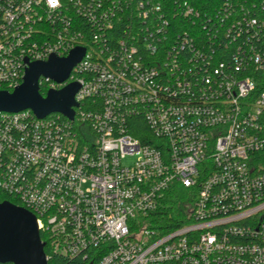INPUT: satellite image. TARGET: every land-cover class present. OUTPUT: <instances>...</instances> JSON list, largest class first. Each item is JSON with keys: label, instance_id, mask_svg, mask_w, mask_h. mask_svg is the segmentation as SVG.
<instances>
[{"label": "built area", "instance_id": "1", "mask_svg": "<svg viewBox=\"0 0 264 264\" xmlns=\"http://www.w3.org/2000/svg\"><path fill=\"white\" fill-rule=\"evenodd\" d=\"M214 12L187 0H0V91L29 63L86 50L68 81H40L44 97L79 85L74 120L0 111V192L34 213L52 252L264 264V19L228 0ZM177 185L185 202L165 220Z\"/></svg>", "mask_w": 264, "mask_h": 264}, {"label": "water", "instance_id": "2", "mask_svg": "<svg viewBox=\"0 0 264 264\" xmlns=\"http://www.w3.org/2000/svg\"><path fill=\"white\" fill-rule=\"evenodd\" d=\"M85 53L84 48H78L67 58L54 55L48 61L29 63L20 86L12 93L0 91V111L14 114L31 110L38 119L59 113L74 120V108L79 107L76 102L79 85L70 83L44 97L40 81L45 77L58 84L65 83ZM45 248L34 213L9 201L0 203V264H49Z\"/></svg>", "mask_w": 264, "mask_h": 264}, {"label": "trees", "instance_id": "3", "mask_svg": "<svg viewBox=\"0 0 264 264\" xmlns=\"http://www.w3.org/2000/svg\"><path fill=\"white\" fill-rule=\"evenodd\" d=\"M188 3L195 9L206 13L207 15H213L215 16L214 10L219 8L222 4V1L224 0H187ZM230 4L237 5V3H241L244 5L245 9L248 11L249 15L261 17V19H264V14L261 15V12L259 14V11L254 10L253 6L254 4H262L264 3V0H228ZM133 19H136V16L131 15ZM123 28L122 26L120 27ZM121 29H116L114 33L117 35L118 33H122L123 31ZM185 191L182 188V186L177 185L174 190H172L170 193L166 195V209L164 210L165 213V220H168L170 217H174L175 214H179L177 212L179 210V206L182 205L185 202ZM4 201H9L13 205L19 206L16 201L9 198L7 195L2 194L0 192V203H3ZM177 216V215H176ZM174 219V218H173ZM42 241L45 243V252L47 261L49 264H86L84 259L82 257L78 258H67L65 256H60L59 254H56L52 252L50 246H48L47 238L42 233L41 234ZM8 264V263H7Z\"/></svg>", "mask_w": 264, "mask_h": 264}]
</instances>
